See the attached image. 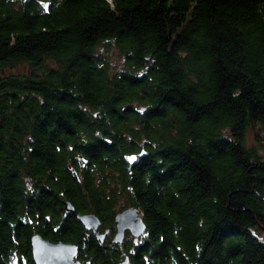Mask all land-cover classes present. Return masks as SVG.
<instances>
[{"label":"trees","instance_id":"16d2710c","mask_svg":"<svg viewBox=\"0 0 264 264\" xmlns=\"http://www.w3.org/2000/svg\"><path fill=\"white\" fill-rule=\"evenodd\" d=\"M256 127L264 0H0V264L34 234L80 264H264ZM129 207L145 232L112 244Z\"/></svg>","mask_w":264,"mask_h":264},{"label":"water","instance_id":"95a60500","mask_svg":"<svg viewBox=\"0 0 264 264\" xmlns=\"http://www.w3.org/2000/svg\"><path fill=\"white\" fill-rule=\"evenodd\" d=\"M64 211L66 214H74L75 218L82 226L94 234L100 247H104V241L109 233L106 229L99 231L100 220L93 213H76L73 205L65 201ZM115 232L111 238L112 244H121L128 233L133 242L138 243L139 238L144 234L146 226L139 211L134 207H129L115 215ZM32 258L35 264H80L76 259L78 246L66 242H52L43 238L39 234H34L30 240ZM106 248V247H105ZM18 259H13V264H17ZM117 264H129L126 256Z\"/></svg>","mask_w":264,"mask_h":264},{"label":"rangeland","instance_id":"374dc122","mask_svg":"<svg viewBox=\"0 0 264 264\" xmlns=\"http://www.w3.org/2000/svg\"><path fill=\"white\" fill-rule=\"evenodd\" d=\"M104 58L110 65L111 71L120 70L123 67V59L115 48L101 50ZM6 74H28L29 68L25 64H19L5 70ZM245 144L249 148H255L264 156V132L260 127L249 128L245 135ZM264 237V232L261 234Z\"/></svg>","mask_w":264,"mask_h":264},{"label":"flooded vegetation","instance_id":"af4514ba","mask_svg":"<svg viewBox=\"0 0 264 264\" xmlns=\"http://www.w3.org/2000/svg\"><path fill=\"white\" fill-rule=\"evenodd\" d=\"M17 264H26V262L24 260H22V262L18 260Z\"/></svg>","mask_w":264,"mask_h":264}]
</instances>
